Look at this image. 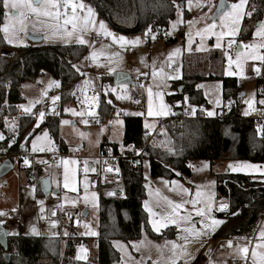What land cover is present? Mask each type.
Listing matches in <instances>:
<instances>
[{
    "label": "rangeland",
    "instance_id": "rangeland-1",
    "mask_svg": "<svg viewBox=\"0 0 264 264\" xmlns=\"http://www.w3.org/2000/svg\"><path fill=\"white\" fill-rule=\"evenodd\" d=\"M177 2L179 3L181 1L179 0ZM183 2L185 4L182 15L184 23L173 28L171 22L177 19L174 7L173 17L168 21L165 28H161L171 35V39L158 37L156 35V29H151V32L155 34V39H153L151 35H145L148 30L143 33L117 34L91 6L96 13V20L103 21L107 30L116 37L123 36L129 41L139 37L140 41L142 39L148 40V44L140 42L136 45L129 44L121 47L119 42L113 41L112 37H109L105 42L85 45L86 54L76 63V66L83 71V78L78 83L80 87H76L74 92L84 89L83 93L86 96V92L95 91V95L93 96H97L98 102L93 104L90 99L93 96H88V103L84 102L85 97L83 99L74 98V100L63 106L62 114L59 117L57 141H55L50 134L47 138L43 137V133L46 129L38 131L31 136L28 143L30 149H32L31 141L35 139L36 136L41 137V139L37 141V148L39 149L52 148L60 142L66 147V156L56 164H51L45 156L35 158L36 163L40 165L42 170L41 177L48 176L49 181H54L50 182L49 194L43 195L37 194L36 191L33 192L32 185H36V176H34L33 183L27 184V181L22 178V174H25V171L21 170V168L20 170L18 169L16 161H14L12 169L0 177V212L7 213L5 216H0V220L4 221L3 225L9 229L10 233L17 232L25 235L26 232H30L31 225L35 226L41 235L44 234L50 237L58 236L59 261L64 260L65 244L68 242L70 236L81 237L83 238L82 241L77 243L74 242L75 250L73 255H71L72 259L69 261L78 260L76 258L78 250L83 246L87 249V252H81V255H86V260L93 263L94 259L97 257V236L82 235V233L88 231L89 228L97 232L99 191L91 184V177L96 174V171L90 170L87 165L91 158L98 154L99 144L102 139L113 143L122 142L124 134V115L129 113H143V115H140L142 127L145 129L144 125L148 123L152 125L148 130H153L156 128L158 121L168 118L172 114L174 107L178 106L179 103L175 102L173 105H170L166 101L165 96L166 94L173 93L171 82L182 76V61L186 63L185 71L189 69L205 75H209L210 71H213L220 77L236 78L241 85V90L244 92L242 96V113H245L246 110L248 111L254 103L263 100V97L256 98L257 76L255 77L252 69L253 65L262 66L259 61H248L244 65L243 74H241L240 69H238L235 64L231 66L228 65L227 58L223 54L224 49L227 47V37L223 38L221 41L222 48H216L215 36L205 33L203 34V38H201L200 35H197V32L203 29L206 23H211L210 19H201V17L204 16V14L211 17L216 13L219 9L218 0H205L204 6L199 9L195 7L194 2L190 11L187 7V0H183ZM235 2L236 0H228L227 4L229 5ZM84 3L89 5L86 2ZM187 21L198 22L189 25ZM257 22L258 21L255 20L253 15L251 18L245 16L240 22V31L237 39L244 43L254 42L252 33L255 30ZM217 23H219V21H217ZM97 27H99L98 24ZM219 30V28L216 29V31ZM186 33L188 35H186ZM29 34L41 35L42 40L38 43H32L28 39ZM19 35L20 38L24 40V44H8L10 47L30 44H64L60 36H52L50 30L43 25H37L33 28L32 25L29 24L27 35L24 33H20ZM45 35L49 37L47 40L44 39ZM93 35L96 34H85L84 38L91 42L93 41ZM100 35L104 36L103 34ZM189 40H191V42H189ZM68 44L75 43L74 41H70ZM102 46L103 54H98L96 61L92 60L93 65L87 66V59H85V57L89 56V53L93 50L99 53ZM174 49H179V52H173ZM2 50L3 48L0 50V54L9 57L3 54L4 52ZM126 50L128 53L125 52ZM262 50L263 49L260 51L263 52ZM170 52H173L171 57H169ZM113 53L117 55L112 56ZM230 55H232L234 60V53L230 51ZM169 63L172 64V68L168 67ZM162 65L164 72L167 73L170 78L161 80V78L157 76L154 79L152 76L153 66H155L156 69H160ZM109 68L114 69V71L109 72ZM225 70L236 74L231 76L225 75ZM115 71L126 72L131 77L145 76L142 75V73H147L148 75L145 76V81H140L138 84L114 85L112 82V74ZM171 77L177 78L173 79ZM85 80L89 81V83L85 84ZM50 81L58 80L53 79L49 73L43 72L36 80H25L20 84L19 90L22 101L18 105H27L30 101L34 104L32 113H23V110L18 107V111L22 112L20 115L30 114L34 115L37 119L41 111H44L46 114L58 113V100L53 102L51 97H59V86L54 84L50 86ZM158 84L160 87H157ZM121 85H125L126 87H121ZM140 85H143V87ZM198 85H202V87H197ZM150 86L153 93L151 97L153 111L159 107L162 99L163 103L169 106V114L167 116L147 115L149 102L148 88ZM195 87L201 91L206 100V111H213L214 100L223 96L220 78L199 81L196 83ZM111 89H116V91L112 92ZM44 90H47L46 95L43 94ZM158 91L163 93L162 98L155 95ZM102 95L105 96L107 101H112V105L115 108L112 117L102 118L98 113V103ZM117 95H122L126 98L117 99ZM139 96L143 98L141 103H137V98ZM185 98L187 97L184 96L185 105L193 106L188 99L187 102H185ZM249 100L252 101L251 106L246 103V101ZM36 101H39V103H36ZM65 108L75 109L77 113L84 112L85 116L83 119H87L88 123H82V117L80 115H73L70 111L65 112ZM89 112L95 115H89ZM98 117L102 118V123L100 125L97 122L92 123L89 120L90 118L98 119ZM62 120H68L72 123L61 125L60 122ZM117 120L121 123H116ZM101 129H103V131H101ZM80 133H84L85 135L81 136ZM163 136L165 142L163 147H168L171 152L173 150V145L171 144L169 132L163 131ZM76 155H80L81 159H78ZM29 161L30 165L27 166L34 171V169L31 168V163H34V161ZM72 161H76V163H72ZM80 161L85 165L82 169L78 167ZM145 162L142 163L141 169L144 186L143 209L147 216V227L144 225L141 227L140 235L137 238L128 241H123L121 239L111 240V244L119 256L117 261H115L117 264H154V262L155 264H171V260L173 259L171 245L166 246L165 242L175 241L177 244L182 245L185 241L183 239H178V233L181 236L186 235V233L183 232V228L194 226L196 229H200L202 227L200 224L201 217L196 214L194 206L191 203H185L186 201L197 199L196 194L198 191L204 196H211L213 202V217L224 220V218L218 215V213L221 212L219 211V204L221 201L227 202L223 198L217 197L216 175L229 172L234 174L264 176V164L233 158H222L221 160L215 161L212 167L210 162L206 159H191L187 163L190 168V174L185 175L176 170L175 177L172 178L151 176L149 174L148 161ZM237 162H246L247 164L257 167L255 169L249 168L242 172L226 170L229 163L235 165ZM205 164L208 166L203 167ZM65 167H67L69 174V187L67 188L64 187ZM85 169H87V171ZM172 181H176L177 183L173 184L171 183ZM210 181H214V183H209ZM73 188L75 191H73ZM185 188L188 189L187 192L182 190ZM92 193L96 194L95 198H93ZM86 197L88 203H85ZM38 200L44 201L43 207L45 211L43 213L40 212L41 205L37 203ZM146 200L148 201L147 209L144 206V201ZM72 201H75V203H72ZM169 201L183 204V207L179 209V214L190 215L192 218L191 222H180L179 228L176 225L170 224L167 228H162L157 232L149 223V216L151 215L153 220H163L171 211ZM196 207H200V205L197 204ZM13 209H15V211H12ZM10 212H18L20 214V220L11 219L9 217ZM53 212L55 213L54 215ZM41 216L43 217L42 219L39 218ZM53 220L56 221L55 225L51 223ZM85 225H88L89 228H86ZM262 227L264 228V224ZM166 230H169L168 232H173L160 238H154L150 235V231L156 234H162ZM66 232L68 233L67 235H65ZM213 234L214 233H209L207 236L193 239L191 243L187 244V252L192 257L195 258L197 255L202 257L201 264H210V261L212 264H227L229 256H231L230 253L232 252V249H229L226 245V241L228 240H233L234 246L236 243L241 245L249 244V238L247 236H239L246 237L248 238L247 240L235 239L238 237L214 240ZM114 241L119 242V244L123 246V252L114 245ZM257 243L258 241L256 240L250 246V258L251 248ZM134 244L136 247H133ZM222 244L225 246L221 247ZM209 250L211 251L209 252ZM257 251H264V249L257 248ZM47 260L48 259H43L42 264H50ZM192 260L194 259H189L188 255H182L180 259L176 260V264H185Z\"/></svg>",
    "mask_w": 264,
    "mask_h": 264
},
{
    "label": "trees",
    "instance_id": "trees-1",
    "mask_svg": "<svg viewBox=\"0 0 264 264\" xmlns=\"http://www.w3.org/2000/svg\"><path fill=\"white\" fill-rule=\"evenodd\" d=\"M92 6L97 14L117 34L143 33L149 28H165L173 17L174 5L172 0H83ZM179 1V0H177ZM181 1V0H180ZM228 1V0H226ZM253 3L257 12L253 14L255 20L262 18L264 0H248ZM3 23V9L0 8V25ZM12 50L9 57L0 54V133L5 137L0 145H6L10 140L15 142L10 150L20 151V143H29V133L35 134L46 129L50 136L58 140V123L63 106L74 100L73 92L83 78V71L73 68L86 54L85 45L77 44H30L10 47L0 33V50ZM264 52V49L262 50ZM186 63L182 61V76L171 82L173 93L166 94L165 99L173 105L174 111L185 106L184 96L193 105L207 106L201 91L195 87L202 80L219 79L222 83L223 99H232L235 107L229 115H237L243 106L241 85L236 78L220 77L213 71L205 75L194 70L185 71ZM78 68V67H77ZM43 72L60 82L58 113H47L44 120L36 127L34 115H20L18 104L22 101L19 86L25 80H36ZM256 98L264 97V64L261 74L256 77ZM114 106L107 103L104 95L98 103V113L102 118L112 117ZM5 119L11 125L15 119V129L5 126ZM123 143H142L140 116L126 114L123 116ZM180 131L168 127L173 145L170 152L151 150L148 158L149 174L153 177H175V171L189 175L187 163L191 159H206L211 167L215 161L222 158H233L253 163L264 164V136L260 135L254 122L249 118H232L218 121L214 118L184 119ZM26 137H28L26 139ZM111 145L113 149L117 143L102 139L99 150ZM66 152L63 143L57 144ZM34 169L35 191L39 189V179L42 170L38 163H31ZM123 177L128 194L125 198H109L99 191L98 228H97V257L94 262L84 260H62L59 262V238L34 235L8 234L7 249L0 245V264H42L48 259L50 264H113L118 259V253L111 244L113 239L128 241L139 237L141 227H147V216L143 209L144 186L141 166L134 168L127 166L123 169ZM217 197L226 200L229 208L219 212L226 221L214 232V240L220 238H234L250 236L257 222L259 214L264 210V176H252L239 173L223 172L216 175ZM236 212L233 216L231 213ZM169 230L162 234L150 231L154 238H160L172 233ZM83 238L70 236L65 244V254L73 255L74 244ZM71 241V242H70ZM75 242V243H74ZM5 253L9 259H5ZM202 257L197 255L194 260L185 264H201ZM182 264V263H177Z\"/></svg>",
    "mask_w": 264,
    "mask_h": 264
},
{
    "label": "snow or ice",
    "instance_id": "snow-or-ice-1",
    "mask_svg": "<svg viewBox=\"0 0 264 264\" xmlns=\"http://www.w3.org/2000/svg\"><path fill=\"white\" fill-rule=\"evenodd\" d=\"M195 2L196 8H202L204 6L205 0H187V7L190 11L193 3ZM172 4L175 7L176 10V16L177 19L175 21H172V26L175 28L177 25L184 23L182 19L183 10L185 7V4L183 0L181 2H177V0H172ZM247 5L248 0H236L235 3H231L225 6V0H221V4L219 6V9L216 13H214L211 17H208L207 14H204V16L201 17V19H210L211 23H206L205 27L197 32V35H200L201 38H203V34L207 33L208 35L215 36L216 38V48H222V39L227 37V47L224 49V56L227 58V63L229 66L235 64L238 69H240V73L243 74V68L244 65L248 61H259L261 64H264V52H261V49H264V21H258L255 30L252 33L254 42L252 43H244L243 41H239L237 39L240 31V22L241 20L247 16L251 18L253 13L256 11L255 7L252 8V11H247ZM0 8L3 9V19L4 23L0 25V33H3V39L8 44H15V45H23L24 40L20 38V33H24L27 35L28 32V26L29 24L32 25L33 28H35L37 25H43L46 28L50 30V34L52 36H60L64 44H68L70 41H74L77 45H89L96 43V41H89L88 39H85V34L89 33H95L96 35L103 34L104 36L112 37L113 41H117L120 43L121 47L125 45H136L139 44L140 38L137 37L134 40H127L123 36L116 37L113 33L107 30L106 25L103 21H97L96 20V13L94 9L90 5H86L83 0H0ZM219 21V23H217ZM198 21H187L189 25H192L193 23ZM97 24L99 27H97ZM219 28V31H216V29ZM167 34V33H166ZM145 35H151L153 39H155V34L151 32V28L148 29V32L145 33ZM186 35H188L186 33ZM49 37L48 35L44 36V39L47 40ZM258 38V39H257ZM191 42V40H189ZM230 51L234 53L235 59L233 60L232 55H230ZM173 52H179V49H174ZM173 52L169 53V57L173 55ZM103 54V46L101 47V50L99 53L96 50H93L89 53V56H86L85 59H91L93 61H96L97 55ZM116 53H113L112 56H116ZM111 58V57H110ZM143 62V61H142ZM169 68H172V64H168ZM73 68H76V71L79 72V68H77L76 65H73ZM114 71V69L109 68V72ZM253 71L260 75V68L255 67L253 65ZM225 75L231 76L235 75L236 73L230 72L225 70ZM142 75L147 76V73H142ZM152 76L155 79L157 76L161 78V80H167L170 78L167 73L163 70V65L160 69H156L155 66H153L152 70ZM173 79L177 77H171ZM85 84H88L89 81L85 80ZM59 86V81H50L51 85ZM143 87V85H140ZM80 86L77 85V88ZM121 87H126L125 85H121ZM157 87H160L158 84ZM197 87H202V85H198ZM84 89H81V92L83 93ZM112 92H115L116 89H111ZM47 90H44L43 94L46 95ZM75 95V92L72 93ZM148 94H149V102H148V116H167L169 114V106L165 103H163V100L161 99V103L159 107L153 111V105L151 97L153 95L151 86L148 88ZM155 95L157 97L163 96L162 92H156ZM254 95V94H253ZM117 99H125V96L117 95ZM52 101L55 102L59 99L58 96L51 97ZM92 103H97V96H93L90 98ZM89 98L85 96V103H88ZM185 102H187V98H185ZM36 103H39V101H36ZM107 103L111 104L112 101L108 100ZM139 103V101H137ZM179 103V102H178ZM217 103H219V100H217ZM246 103L251 106L252 101H246ZM261 104H264V100L260 101ZM34 104L32 101L29 102V104H20L18 107L23 110V113H32V108ZM91 107V105H90ZM65 112H72L73 115H80L82 117L81 122L84 124L88 123L87 119H83L85 116L84 112L77 113L75 109H69L65 108ZM188 114L195 115L196 108L192 105H189V109L187 110ZM55 114V113H54ZM89 115H95L92 112L88 113ZM215 113L213 111H206L207 116H213ZM247 115V110L244 113ZM46 113L44 111H41L36 120V127H39L40 123L44 120ZM129 115H136L140 116L143 115V113H129ZM61 125H68L72 122L68 120H62ZM111 123V122H110ZM116 123H121L119 120L116 121ZM5 126H10L11 128L15 129V119H13L11 125L8 124L7 119H5ZM145 129L151 128L152 125L145 123L144 125ZM103 131V129H101ZM258 133L261 132V129L258 128ZM33 134L29 133L28 136L31 137ZM81 136H84V133H80ZM147 135V132L145 133ZM49 136V133L47 130L44 131L43 137L47 138ZM28 137H26L27 139ZM5 137L2 133H0V140H4ZM41 139L40 136H36L35 139L31 141L32 143V151H37V141ZM21 147H24L22 144ZM131 147V146H129ZM40 151H43V148L39 149ZM135 151V149H133ZM24 165H30V161L27 156L23 158ZM72 163H76V161H72ZM107 163V161L105 162ZM147 163V162H145ZM208 165L205 164L203 167H207ZM257 166L247 164L246 162H237L235 165L232 163H229L227 165L226 170H231L233 172H242L246 169L252 168L255 169ZM87 171V169H85ZM202 170V169H200ZM92 171H95L93 168ZM107 172H112L113 168L111 166L107 167ZM115 171L118 173L120 171L119 168H115ZM50 182L47 179L43 180V186L45 193L48 192V186ZM168 183V182H165ZM171 183L176 184V181H172ZM209 183H214V181H210ZM64 187H69V174L68 169L65 167L64 172ZM199 187V186H198ZM33 192L35 191V185H32ZM184 192H187L188 189H182ZM73 191L75 189L73 188ZM54 194V193H53ZM107 195H115L114 192H109ZM197 199H192L190 201H186L185 203H191L195 210L196 214L201 217L200 224L202 227L200 229H196L194 226L192 227H185L183 228V232L186 233V235L181 236L178 233V239H183L185 241L184 244H177L175 241H166L165 245H171V251L173 255V259L171 260V264H176V260L180 259L182 255H188L189 259H194L188 252H187V244L191 243L193 239H198L201 236H207L209 233H214L219 226L224 224L226 221L222 219H217L213 217V202L211 196H204L199 191L197 192ZM93 198H95L96 194L92 193ZM37 203L41 205L40 212L43 213L45 211L43 205V200H38ZM72 203H75V201H72ZM85 203H88L87 197L85 198ZM169 204L171 205V211L167 214L166 217H164L163 220H153L151 215L149 216V223L152 225V228L159 232L162 228H167L170 224L176 225L178 228L180 227V222H191V216L190 215H180L179 209L183 207V204L181 203H173L169 201ZM197 204L200 205V207H196ZM144 206L147 209L148 207V201H144ZM229 208V205L223 201L219 204V210L220 211H227ZM12 211H15L13 209ZM150 211V210H149ZM55 213L53 212V215ZM233 216L237 215L238 213L233 212L231 213ZM7 213L0 212V216H5ZM42 219L43 217H39ZM4 223L3 220H0V225ZM53 225L56 224V221H51ZM86 228H89L88 225H85ZM19 235L17 232L12 233H5V235ZM35 235L39 236L41 233L37 230L35 226L30 225V232H26L25 235ZM68 233L66 232L65 235ZM82 235H91V236H97L98 233L91 230L89 228L88 231L82 233ZM237 240H247L246 237H238L235 238ZM256 240L258 243L251 248V259L252 264H264V251H257V248L264 249V228H261V230L258 233V236L256 237ZM251 241L249 240V243ZM115 246L120 248V250L123 252L124 248L122 245L119 244V242H113ZM226 245L229 249H232V252L230 255H233V259L241 258L245 260V264H247L248 260V253H249V247L247 244L241 245L239 243H236L235 246L233 245V240L226 241ZM225 245H221V247H224ZM133 247H136L134 244ZM159 247V246H158ZM211 250H209L210 252ZM81 252L86 253L87 249L81 246L80 250H78L77 253V259H83L86 260V255H81ZM155 264V262H154ZM210 264L212 262L210 261Z\"/></svg>",
    "mask_w": 264,
    "mask_h": 264
},
{
    "label": "built area",
    "instance_id": "built-area-1",
    "mask_svg": "<svg viewBox=\"0 0 264 264\" xmlns=\"http://www.w3.org/2000/svg\"><path fill=\"white\" fill-rule=\"evenodd\" d=\"M255 7L256 11L253 13L255 14L258 10L256 6L253 3H250L248 1L247 9L248 11H252V8ZM262 14V18L259 21H264V9L260 10ZM197 15V14H196ZM167 32L164 31L161 28L156 29V35L160 38L164 39H171L170 34H166ZM109 39L108 36H102V35H93L92 40L96 42H105ZM142 43H147L148 40L142 39ZM148 44V43H147ZM6 56L12 55V50L9 49H3L2 50ZM126 53L127 50L125 51ZM87 66H92L93 61L91 59L86 60ZM260 68V74H261V66H255ZM253 69V68H252ZM254 72V71H253ZM255 77L259 76L254 72ZM132 80L135 83H139L140 81H145V76L140 77H132ZM95 95V91L92 92H86V96H93ZM75 99H83L85 97L84 93L81 91H75V95H73ZM217 100H219V103H217ZM264 100V97H263ZM137 101L141 103L143 101L142 96H139L137 98ZM196 108L195 115L188 114L189 105H185L180 110V113L177 114L176 111H173L172 114L165 119H161L158 121L156 128L153 130L144 129L142 132V143L136 144V143H117V146L115 149L112 148L111 145H108L104 147L102 150H99L98 154L91 158L90 162L91 167L89 168L92 170L93 168L96 171L95 175H92L91 177V184L97 188L98 185H101V194L105 197L109 198H125L128 194L127 186L124 181L123 177V169L127 166L137 168L142 165L143 162L148 161L150 151L156 150L159 152H169L168 147H163L164 145V136L163 131L167 132L168 127L171 128V130L175 131L177 128H179L178 131L181 129V124L184 119H197V118H214L218 121H224L226 119H232V118H249L251 119L256 127V130L261 129V132H259L260 135L264 136V104H261L260 102H256L254 106H252L248 111L247 115L242 113V108H240V112L237 115H229L230 111L235 107V104L232 99H223L216 98L214 100V107L213 112L215 113L213 116H207L206 115V107L204 106H197L193 105ZM102 118L98 117V119L90 118V122L92 123H98L99 125L102 123ZM147 132V135L145 133ZM258 132V131H257ZM14 140H10V142L6 145H0V164L5 159H10L12 163L14 161L17 162L19 167L21 168H27L28 166L24 165L23 158L25 156L28 157L29 160H33L36 163L35 158L45 156L48 158L49 162L51 164H56L60 162L65 156L66 152L63 151L59 146L55 145L52 148H45L43 151L38 150L33 152L32 149L28 147V143L26 141H23L20 143V151L13 152L10 150L11 145L14 143ZM24 145V147H21V145ZM131 146V147H129ZM135 149V151L133 150ZM78 159H81L80 155H76ZM107 161V163H105ZM96 166V168H95ZM111 166L113 168L112 172L105 171L107 167ZM79 168H84L85 165L80 161L78 163ZM115 168H119L120 171L117 173L115 171ZM26 179L29 183L34 182V171L33 170H27L25 171ZM109 192H114L115 195H107ZM220 211V210H219ZM9 217L13 220H20V214L18 212H10ZM264 224V210L259 214V218L257 222L253 225V233L250 236H247L249 240L251 241L248 244L249 247V253H248V260L247 264H252V260L250 258V246L256 241L257 233L263 228ZM66 260H71L72 257L69 254H65L63 256ZM59 262H62L60 260ZM227 264H245V260L241 258L233 259V255H231L227 261Z\"/></svg>",
    "mask_w": 264,
    "mask_h": 264
},
{
    "label": "water",
    "instance_id": "water-1",
    "mask_svg": "<svg viewBox=\"0 0 264 264\" xmlns=\"http://www.w3.org/2000/svg\"><path fill=\"white\" fill-rule=\"evenodd\" d=\"M221 4V0H218V8ZM227 1L225 0V6L227 7ZM28 39L32 42V43H38L42 40V36L41 35H35V34H29L28 35ZM112 82L114 85H120V84H134L135 82L132 80V77L123 71H115L112 74ZM138 84V83H136ZM244 92H241V96H243ZM176 113L179 114L180 110H176ZM13 167V163L10 159H5L1 164H0V177H2L3 175H5L8 171H10ZM91 167V164H89V168ZM49 180L48 176H43L39 179V189L40 192L43 195H47L50 192V184L48 186V192L45 193L44 191V186H43V180ZM5 233H10L9 229L6 228L3 224L0 225V245L2 246V248L4 250L7 249V240H8V235H5ZM42 236H45L44 234ZM5 259L8 260L9 259V254L5 253ZM113 264H117L116 262H114Z\"/></svg>",
    "mask_w": 264,
    "mask_h": 264
},
{
    "label": "crops",
    "instance_id": "crops-1",
    "mask_svg": "<svg viewBox=\"0 0 264 264\" xmlns=\"http://www.w3.org/2000/svg\"><path fill=\"white\" fill-rule=\"evenodd\" d=\"M259 21V20H258ZM255 104V103H254ZM254 106V105H253ZM22 112L21 111H19V114H21ZM110 142V141H109ZM20 168L21 167H19V165H18V169L20 170ZM21 170H23V171H27V170H31L29 167H27V168H21ZM22 178L24 179V180H26L27 181V179H26V175L23 173L22 174ZM29 182L27 181V184H28ZM30 184V183H29ZM230 257V256H229Z\"/></svg>",
    "mask_w": 264,
    "mask_h": 264
}]
</instances>
